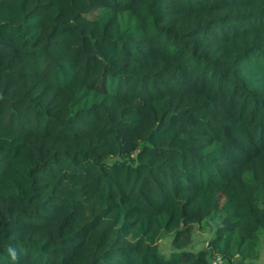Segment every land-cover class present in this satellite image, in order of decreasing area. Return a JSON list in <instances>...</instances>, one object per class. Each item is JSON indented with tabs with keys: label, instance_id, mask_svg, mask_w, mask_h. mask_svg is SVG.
Returning <instances> with one entry per match:
<instances>
[{
	"label": "trees",
	"instance_id": "obj_1",
	"mask_svg": "<svg viewBox=\"0 0 264 264\" xmlns=\"http://www.w3.org/2000/svg\"><path fill=\"white\" fill-rule=\"evenodd\" d=\"M262 232L264 0H0V264H235Z\"/></svg>",
	"mask_w": 264,
	"mask_h": 264
},
{
	"label": "rangeland",
	"instance_id": "obj_2",
	"mask_svg": "<svg viewBox=\"0 0 264 264\" xmlns=\"http://www.w3.org/2000/svg\"><path fill=\"white\" fill-rule=\"evenodd\" d=\"M172 235L171 234H162L159 241H158V250L159 253H161L164 257H169V255L174 251L173 245H172ZM208 241V234L200 231L195 234L194 237V245H193V251H198L200 249H203L205 246V243ZM260 257L258 260V264L264 263V232L261 233V242L259 245V255L256 259L253 260H247L250 262L249 264L254 263L255 261Z\"/></svg>",
	"mask_w": 264,
	"mask_h": 264
},
{
	"label": "built area",
	"instance_id": "obj_3",
	"mask_svg": "<svg viewBox=\"0 0 264 264\" xmlns=\"http://www.w3.org/2000/svg\"><path fill=\"white\" fill-rule=\"evenodd\" d=\"M205 247H207V243H205ZM225 263L226 261L221 255L214 254L211 256L209 264H225Z\"/></svg>",
	"mask_w": 264,
	"mask_h": 264
},
{
	"label": "crops",
	"instance_id": "obj_4",
	"mask_svg": "<svg viewBox=\"0 0 264 264\" xmlns=\"http://www.w3.org/2000/svg\"><path fill=\"white\" fill-rule=\"evenodd\" d=\"M258 250H259V247H258ZM260 259V257L255 261V264H258V260ZM261 260V259H260ZM250 262H248V261H236V263L235 264H249ZM252 264H254V263H252ZM261 264V263H260ZM264 264V263H263Z\"/></svg>",
	"mask_w": 264,
	"mask_h": 264
}]
</instances>
